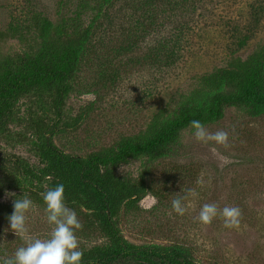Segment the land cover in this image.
I'll return each mask as SVG.
<instances>
[{"label": "rangeland", "instance_id": "rangeland-1", "mask_svg": "<svg viewBox=\"0 0 264 264\" xmlns=\"http://www.w3.org/2000/svg\"><path fill=\"white\" fill-rule=\"evenodd\" d=\"M164 1L0 0V58L34 53L46 37H90L57 124L53 95L44 102L23 98L0 136V258L25 243L9 228L14 199L26 195L34 202L27 219L31 235L45 238L51 230L38 199L49 181L25 174L45 165L42 128L56 125L50 139L66 155L109 153L119 143L148 137L189 99L211 97L217 86L210 74L264 53V0H174L186 31L175 48L178 58L165 66L153 55L164 38ZM205 127L228 132L229 147L197 142L189 127L171 156L141 157L116 170L143 194L123 207L121 234L140 246L187 247L194 264H264V111L230 108ZM179 193L187 196L183 216L171 207ZM205 203L238 206L239 227L225 228L221 217L201 223ZM87 214L77 212L82 251L105 243Z\"/></svg>", "mask_w": 264, "mask_h": 264}, {"label": "trees", "instance_id": "trees-1", "mask_svg": "<svg viewBox=\"0 0 264 264\" xmlns=\"http://www.w3.org/2000/svg\"><path fill=\"white\" fill-rule=\"evenodd\" d=\"M173 1H164V38L155 43L153 53L162 58L165 66L178 58L175 48L186 31L179 16L181 9ZM89 39L87 34L62 39L46 37L34 53L0 58V136L8 133V126L15 121L18 101L23 98L44 102L53 95L57 124L82 62V47ZM208 79L217 86L211 97L199 103L189 99L173 117L154 127L148 137L119 143L109 153L66 155L50 139L56 125L42 128L46 137L40 156L45 165L38 171L28 169L26 176L37 181L47 179L49 187L63 183L68 206L88 213L90 226L105 238L103 245L83 251L82 264H194L187 247L140 246L123 237L118 217L123 207L137 204L143 194L116 170L141 157L160 160L171 156L180 133L194 119L207 125L220 121L230 108L264 111V53L253 54L237 66L222 68ZM226 90L230 92L225 93ZM17 165L21 166L19 161ZM38 199L43 202L41 195Z\"/></svg>", "mask_w": 264, "mask_h": 264}, {"label": "clouds", "instance_id": "clouds-1", "mask_svg": "<svg viewBox=\"0 0 264 264\" xmlns=\"http://www.w3.org/2000/svg\"><path fill=\"white\" fill-rule=\"evenodd\" d=\"M192 136L197 142H214L225 148L229 147V134L223 130L209 131L200 120L190 122ZM191 195L196 193L189 190ZM13 195V194H8ZM45 205V218L50 226L47 237L40 238L29 233L28 214L34 207L33 200L22 195L13 201V212L7 217L9 228L24 244L8 258H0V264H82L83 251L79 246L77 232L82 224L77 212L68 206L65 198V186L58 183L41 193ZM172 211L179 216L186 212L187 196L173 195ZM242 210L238 206L219 207L216 203H205L199 212V221L205 225L221 217L225 228H237L240 224Z\"/></svg>", "mask_w": 264, "mask_h": 264}]
</instances>
